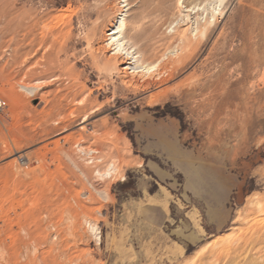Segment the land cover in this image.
Instances as JSON below:
<instances>
[{
    "label": "rangeland",
    "instance_id": "rangeland-1",
    "mask_svg": "<svg viewBox=\"0 0 264 264\" xmlns=\"http://www.w3.org/2000/svg\"><path fill=\"white\" fill-rule=\"evenodd\" d=\"M154 1L0 0V264H264V0H219L195 39L180 12L212 0ZM19 12L54 53L35 89ZM120 12L142 66L190 41L163 82L107 45Z\"/></svg>",
    "mask_w": 264,
    "mask_h": 264
},
{
    "label": "bare ground",
    "instance_id": "bare-ground-1",
    "mask_svg": "<svg viewBox=\"0 0 264 264\" xmlns=\"http://www.w3.org/2000/svg\"><path fill=\"white\" fill-rule=\"evenodd\" d=\"M157 1H154V2H157ZM160 1L158 3L153 4L151 6V8H149L152 10V11L148 10V11H151V12H149V14L150 13L151 14L158 13L157 11H159L161 6H162L160 4L163 3V2L161 3ZM152 2H153V0H151V3ZM183 3L184 2H182V1L180 2V0H179V5H182ZM220 5H221V1L212 0L211 2H206L204 4L201 3L198 5L195 4L194 6H186V10L180 12L181 21L185 22V21H188L189 19L194 20L193 31L196 32L193 36L194 39L197 38V35L200 34L201 28L204 27L205 25L209 24L210 18H213V21H215L216 17H217L216 15L217 14L220 15L223 13L222 9L219 8ZM159 15H161V14H159ZM121 16H122V13L120 12V13H118L117 18H119ZM153 18H154V15H153ZM119 19H120V21H119L118 25H117L118 22L114 21V22H111L109 24V26L107 27L106 43H107V45H110L112 47V50L115 51V53L120 54L124 58V61H123L124 63L122 62V64L124 65L123 69L128 70L129 67L127 65L137 64V66L139 65V67H142L141 73L142 72L148 73L151 71H155L154 74L151 76L152 79H158V80L160 79L159 82H163V79H161V77L164 74H166V72H168V67H170L169 65L183 64L185 62V60L187 59L186 53L188 52V50L191 47L190 41L188 40L187 37H184V35L183 36L179 35L180 39L182 41V45L177 50L178 52L176 53V59L165 62L163 59L164 57L160 56L151 65L142 66L141 65L142 63L140 62V58H141L142 54H140V52L138 50H136L134 45L129 44L128 40H126L124 38V35L122 34V28L125 24V22L123 20L124 18L123 19L119 18ZM23 20H24V16L21 12H19L16 16V34H17V36L21 35L22 38H17V40H16L17 47H16V54H15V62L17 64V66H16V70H15V74H14L15 82L20 86H24V87L31 86L35 89V88L40 87L39 83H41V82H40V79L38 77H40L42 75V74H37L36 71L38 69H40L41 67L45 68L44 71H46V67L49 66L52 61L54 62V60H53L54 53L44 51L41 53L40 57H37V50H33V48H32V44L34 41V33H33L32 28H31L30 20L25 21V22ZM202 20H203V22H201ZM152 22H153V20H152ZM153 23H155V22H153ZM148 29L151 30L150 27H148ZM146 31H148V30H146ZM149 39H151V38L149 37ZM179 43H181V42H179ZM182 51H184L185 53L182 54L181 53ZM123 58H120V59H123ZM52 64H51V66H52ZM136 68L137 67H135V69L133 71L131 70L132 71L131 73L140 72V70L136 71ZM127 82H128V85H131L134 88H145L151 83L150 81L145 80L143 77L135 78L134 76L128 78ZM160 91L161 90H159V92ZM156 93H158V92H156ZM256 118H257V122H258V131H260L261 126H262L261 125L262 122H261L259 113L257 114ZM84 123H85V119L82 120V124H84ZM84 126H85V124L82 125V127H84ZM18 158L21 162L25 163V158L22 157V155L19 154ZM259 207L261 208L260 205H259Z\"/></svg>",
    "mask_w": 264,
    "mask_h": 264
},
{
    "label": "built area",
    "instance_id": "built-area-1",
    "mask_svg": "<svg viewBox=\"0 0 264 264\" xmlns=\"http://www.w3.org/2000/svg\"><path fill=\"white\" fill-rule=\"evenodd\" d=\"M5 105H6L5 100L0 97V109L4 108Z\"/></svg>",
    "mask_w": 264,
    "mask_h": 264
}]
</instances>
